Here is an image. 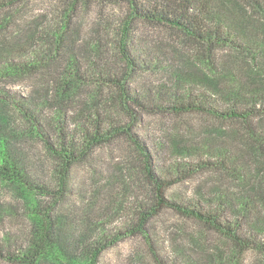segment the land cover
I'll return each instance as SVG.
<instances>
[{
    "label": "rangeland",
    "instance_id": "1",
    "mask_svg": "<svg viewBox=\"0 0 264 264\" xmlns=\"http://www.w3.org/2000/svg\"><path fill=\"white\" fill-rule=\"evenodd\" d=\"M206 1L212 13L220 11L226 24L233 25L235 37H239V28L253 34L263 21L264 10L252 0ZM260 1L264 8V0ZM69 6L65 0H20L0 10V138L15 163L51 192L57 189L59 162L46 149V142L55 146L67 138L79 141L93 118L127 120L112 100L116 89L101 80L121 73L127 63L119 47V25L126 4L81 0L74 9ZM230 18L241 21L243 28ZM213 19L209 16L207 23ZM65 21L67 32L60 39L51 38V31ZM133 26L126 45L138 66L128 88L146 110L133 107L138 120L132 131L149 151L157 174L172 178L201 160L224 159L218 152L224 145L230 147V140L218 132L227 133L224 125L204 113L176 114L156 108L189 99L223 105L215 96L213 88L218 83L213 73L196 60L200 49L178 41L179 33L168 26L143 21ZM38 28L42 42L28 48L26 43ZM18 50L28 56L18 55ZM215 53L228 64L227 73L245 81L243 63L234 59L237 56L232 48L216 49ZM23 63L30 68L15 74L6 71ZM229 175L228 170L219 168L202 171L173 184L166 196L214 209L221 192L240 190ZM151 189L134 145L120 138L72 167L54 214L65 234L73 231L70 236L76 232L96 238L99 230L111 232L132 219L135 205L151 196ZM51 196L36 193L33 199L50 201ZM27 199L18 186L0 177V246L27 242L29 222L23 205ZM221 209L233 219L228 206L223 203ZM242 221L241 231L250 232L253 225ZM147 230L152 250L142 238L133 237L107 249L99 264H159L158 260L164 264H206L216 248L229 251L225 239L169 209L152 219ZM82 254L77 249L72 256L79 263ZM0 264L8 263L0 260ZM242 264H264V255L249 251Z\"/></svg>",
    "mask_w": 264,
    "mask_h": 264
},
{
    "label": "trees",
    "instance_id": "2",
    "mask_svg": "<svg viewBox=\"0 0 264 264\" xmlns=\"http://www.w3.org/2000/svg\"><path fill=\"white\" fill-rule=\"evenodd\" d=\"M19 1L8 0L7 4L0 0V10L5 8L4 6H14ZM65 1L69 2V8L74 9L81 0ZM115 1L126 4V13L119 25V47L120 54L127 63L121 73L107 75L101 80L116 89L112 100L127 120L103 121L93 118L90 127L83 128L79 141L67 138L55 146L46 142V149L59 162L56 178L58 185L53 192L38 181H33L24 169L15 163L6 143H2L0 138V177L18 186L27 196V202L23 205L29 222L27 242L23 245L0 246V260L8 264H99L101 255L107 249L133 237L142 238L152 250L147 226L166 209L182 217L194 219L208 231L227 241L229 251L216 248L215 252L207 257L206 264H242L243 256L249 251L264 255V14L263 21L255 26L253 34L243 32L239 28V37H235L233 25L226 24L220 11L212 13L208 9L209 1L206 0ZM252 1L259 9L264 10L260 0ZM209 16L215 19L208 24L206 19ZM244 19L249 22L247 18ZM230 20L232 21L231 18ZM137 21L168 26L179 33L178 41L192 46L190 48L200 49L197 51L196 60L213 73L218 83L213 88L215 96L223 105H206L199 99H189L170 105H157L156 108L161 111L171 110L176 114L204 113L217 121V124L224 125L228 135L226 131H218L230 140V147L224 145L218 150L220 154L225 155L224 159L213 156L201 160L193 167L182 169L180 174L172 178L157 174L149 151L132 131L138 120V114L133 107L146 110L145 105L128 88L138 63L129 53L126 41ZM232 22L243 28L241 21ZM40 30L41 28L36 29V34L28 40V48L39 41L42 42ZM67 30L68 23L65 21L55 27L49 36L60 39ZM226 47L232 48L237 56L233 57L235 60L239 58L242 61V68L246 71L244 82V77L235 79L227 73L225 70L228 64L216 55V49ZM17 52L18 55L28 56L24 51ZM27 64L17 65L19 68L13 64V68L6 71L11 72L10 74L23 72L30 68ZM152 109H155V106ZM120 138H125L134 145L142 160L145 178L151 184V196L145 197L135 205L132 219L111 232L101 229L96 233V238L89 239L85 233L74 232L70 236V232H73L70 231L65 234L54 212L65 193L72 167L87 160L97 148ZM214 168L228 170L229 176L236 182L235 187L240 189L221 192L218 195L217 208L205 209L201 205L175 202L167 198V189L176 182ZM36 193L52 195V199L37 201L33 199ZM223 203L232 210L233 219H228L222 212ZM242 220L250 221L253 225L250 232L241 231ZM77 249L83 253L79 263L72 256ZM158 263L164 264L159 260Z\"/></svg>",
    "mask_w": 264,
    "mask_h": 264
}]
</instances>
